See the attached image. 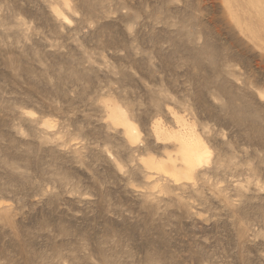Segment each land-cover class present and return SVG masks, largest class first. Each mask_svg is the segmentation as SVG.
Listing matches in <instances>:
<instances>
[{"label":"rangeland","instance_id":"374dc122","mask_svg":"<svg viewBox=\"0 0 264 264\" xmlns=\"http://www.w3.org/2000/svg\"><path fill=\"white\" fill-rule=\"evenodd\" d=\"M0 264H264V0H0Z\"/></svg>","mask_w":264,"mask_h":264},{"label":"bare ground","instance_id":"6f19581e","mask_svg":"<svg viewBox=\"0 0 264 264\" xmlns=\"http://www.w3.org/2000/svg\"><path fill=\"white\" fill-rule=\"evenodd\" d=\"M107 106L110 109L113 124L123 128L124 135L131 143H135L138 128L130 122L125 112L118 105L112 103ZM171 113L173 112L171 111ZM172 115H174L176 120L180 119L175 114ZM183 124L186 127L184 126L182 129L179 127V129L174 130L172 128L164 129L159 122L156 123L154 133L157 142H161L164 145L165 160L163 162H157L155 160L146 162V165L150 169H155L164 174H171L175 182H180L183 179H191L195 169L202 164H209V159L211 158L210 149L204 140L197 135L198 132L196 133L192 125L187 123ZM146 176L149 180L150 176Z\"/></svg>","mask_w":264,"mask_h":264}]
</instances>
